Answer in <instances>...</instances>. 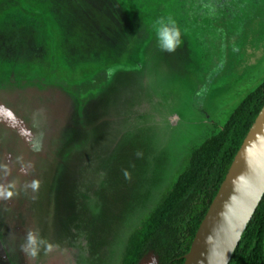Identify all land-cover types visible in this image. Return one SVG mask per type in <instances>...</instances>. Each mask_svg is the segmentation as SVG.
Wrapping results in <instances>:
<instances>
[{
    "label": "rangeland",
    "instance_id": "1",
    "mask_svg": "<svg viewBox=\"0 0 264 264\" xmlns=\"http://www.w3.org/2000/svg\"><path fill=\"white\" fill-rule=\"evenodd\" d=\"M38 2L45 15L51 4ZM50 2L63 29L38 37L0 26V264H121L192 152L264 82V18L243 31L240 49L229 47L237 39L226 18L195 37L175 25L182 44L168 53L154 6ZM101 69V90L77 91ZM72 94H87L80 111Z\"/></svg>",
    "mask_w": 264,
    "mask_h": 264
},
{
    "label": "trees",
    "instance_id": "2",
    "mask_svg": "<svg viewBox=\"0 0 264 264\" xmlns=\"http://www.w3.org/2000/svg\"><path fill=\"white\" fill-rule=\"evenodd\" d=\"M104 72L92 82L80 84L77 91L85 93L89 84L101 90L107 83ZM263 106L264 82L238 104L218 134L192 152L184 173L129 236L121 264H141L149 255L156 264H184L196 232ZM229 264H264V195Z\"/></svg>",
    "mask_w": 264,
    "mask_h": 264
},
{
    "label": "water",
    "instance_id": "3",
    "mask_svg": "<svg viewBox=\"0 0 264 264\" xmlns=\"http://www.w3.org/2000/svg\"><path fill=\"white\" fill-rule=\"evenodd\" d=\"M263 195L264 106L202 220L184 264H229Z\"/></svg>",
    "mask_w": 264,
    "mask_h": 264
},
{
    "label": "flooded vegetation",
    "instance_id": "4",
    "mask_svg": "<svg viewBox=\"0 0 264 264\" xmlns=\"http://www.w3.org/2000/svg\"><path fill=\"white\" fill-rule=\"evenodd\" d=\"M37 1L7 0L9 2V4L7 3V8H4L0 12V16L3 19L0 26H6L9 28L8 31H16L22 35L24 31L35 32L38 37H41L43 32L49 31L54 25L58 26V29L62 28L60 27L56 10L50 9L52 7L50 0L48 1L51 7H46L45 15L43 10H38V5H41V3H36ZM111 1H114L112 5H116L117 8H119L118 5H122V2H120L122 0ZM139 2L150 7L154 6L153 10L155 12L153 15L156 17L154 21L157 24H160L161 21H174L175 25H178L184 33L191 34L192 37H195L196 33L200 31L204 34H209V31L222 27L223 24L220 17L222 19L226 18L227 22L225 24L233 25L231 30L233 31V36L237 39L234 45L232 43L229 46L230 49H233V47L237 49L243 47V31H246L250 27L252 20L256 22L264 18V0H135L137 5ZM72 4L75 5L77 11H81L79 6L82 5L79 3V0H73ZM48 9H50L51 13H48ZM173 10L176 13H173ZM50 16L53 17L54 24L51 23ZM194 21H198L199 24H194ZM202 25L205 26L202 27ZM206 40L203 39L202 42H206ZM221 52L224 55L215 54L218 62L228 58L227 53ZM212 56L213 54L207 53L205 58L211 60ZM103 71L105 70L101 69L99 74ZM94 91L97 92L98 90ZM71 98L77 101V110L79 109L80 111L83 107L82 100L84 98L80 99L76 94H72Z\"/></svg>",
    "mask_w": 264,
    "mask_h": 264
},
{
    "label": "clouds",
    "instance_id": "5",
    "mask_svg": "<svg viewBox=\"0 0 264 264\" xmlns=\"http://www.w3.org/2000/svg\"><path fill=\"white\" fill-rule=\"evenodd\" d=\"M168 24L170 26L166 27L164 22H160V28L157 32V42L159 47L168 53H173L179 48L182 44L181 33L179 28L175 26V22L169 20ZM40 242L38 239L33 236L31 233L27 236V248L26 251L30 249V255L32 257L36 256V248Z\"/></svg>",
    "mask_w": 264,
    "mask_h": 264
}]
</instances>
